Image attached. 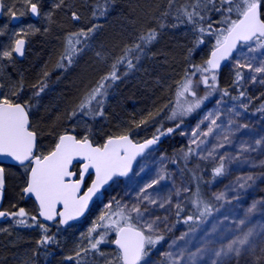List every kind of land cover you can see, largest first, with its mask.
<instances>
[{
  "label": "snow or ice",
  "instance_id": "1",
  "mask_svg": "<svg viewBox=\"0 0 264 264\" xmlns=\"http://www.w3.org/2000/svg\"><path fill=\"white\" fill-rule=\"evenodd\" d=\"M65 2L66 0H58L55 7L59 8L65 5ZM23 4L31 14L39 15L38 2L23 0ZM171 4L172 0H169V5L171 6ZM0 7H3V0H0ZM190 7L191 10L184 7L180 11L189 23H193L194 30L198 33L199 38L196 41V46L203 44L205 36L215 37V43L207 60L200 65H191L185 70L184 81L177 93L178 97L183 99V103H179L173 110L169 117L173 120L177 116L182 120L183 117L201 109L204 101L217 91L221 95V99L216 102L217 105L224 102L223 98L229 96V92L227 89H219L218 70L221 67V62L230 61L234 54L237 64L235 65L233 85L239 87L246 78L242 71L243 68L249 70L248 78L252 83L264 84V79L258 78L260 75H264V0H193ZM206 12H215L218 15L219 18L215 22L217 26H213L209 16L202 14ZM9 14L13 19L17 18L15 11L10 10ZM103 14L101 11L100 15ZM167 14L165 13V15ZM233 14H235L234 19L232 18ZM93 15H96L95 11ZM71 16L73 20L80 19L76 12H72ZM206 22L207 26L205 27ZM97 27V25H93L86 31L80 29L67 37V47L57 64L58 69H63L65 64L71 65L73 58L88 46V40ZM156 36V30L150 29L146 35L137 37L133 46L126 47L122 55L112 63V70L101 78L102 82L88 93L85 100L78 106V111L74 110L69 113L68 118L71 120L78 114L102 115V97L106 93L107 86L120 79L118 67L125 66L128 70L133 69L135 67L133 59L138 62L141 56L146 55V49ZM23 45L24 40L17 39L14 48L11 51H3L0 53V57L10 58L13 52L22 56ZM97 55L99 56V53ZM241 59L246 63L241 65L239 63ZM44 76L47 77L48 73L45 72ZM197 76H199V80L194 84L193 78ZM200 85L206 89V95L203 97H198L193 90ZM2 87L3 85L0 84V88ZM43 90L44 87L41 86L35 95L38 96ZM16 95L15 92L11 94V97L0 93V155L12 157L26 169L27 178L22 193L25 195L34 194L35 199L39 202L38 215L47 221L60 217V223L64 224L68 220L81 216L88 207L89 201L94 195L100 193L104 185L116 176L127 175L133 160L139 154L143 153L150 145H155L160 136L174 131L173 128H168L166 132L157 129L159 135H154L152 139L145 140L143 143H134L129 135L109 136L103 145L96 146H93L87 135L78 139L77 136L66 132L59 136L53 150L46 155L36 154L37 133L31 130L26 110L30 106L27 103L14 102L13 98ZM188 96L191 99H188ZM245 96L246 92L240 91L238 96H230V99L239 100ZM93 102L101 109L100 112L93 113L89 109ZM242 106L247 107L246 105ZM229 111L237 116L240 114L236 111V106H233ZM218 117L219 110L210 111L199 121L192 131L191 139V144L197 147L189 146L188 150L183 153L185 161L190 155H198L205 151L200 148V145L205 144V139H201V137L207 138L210 134H215L214 130L221 129V124L217 123ZM206 121L208 122L207 131L204 132L200 130V126ZM141 123H146V121H141ZM233 123L232 120L228 121L229 125ZM176 127L179 128L180 124H177ZM237 127L246 126L238 125ZM230 143L228 135H224L222 141L207 150V155L201 156L203 160L218 159V165L212 170L213 178L223 175L226 163H231L233 159H236L228 153L217 156L219 149ZM255 144L260 146L261 140H256ZM197 149H199V153ZM242 151H248V149L242 148ZM164 159L166 157H161V162ZM76 165L79 167L77 168ZM93 172L94 178H92ZM193 176L195 178V174ZM170 178V174H166L161 168L151 183H145L139 187L131 201L121 202L115 198L109 201L105 205L107 212L98 218L99 223H94L93 227L88 229V235L85 238L88 247L79 248L74 256H69L67 259L74 261L75 264H83L81 254L87 256L91 252H99V246L106 241L108 233L114 232L116 238L111 243L117 246V254L113 261H108V264H151L150 260H146L145 257H149L150 252L165 239L164 234L160 232V224L165 223V231L171 229L167 227V217L151 218L152 213L148 206L156 205L165 211H174L178 220L186 210L184 201L178 200L175 205L172 204L171 194L167 197H160L158 201L149 193L148 190L152 189L154 185ZM88 179H91V183L87 186L86 191H83ZM239 179L244 180V183L239 184V187L244 188L248 181L254 178L248 176L238 178V181ZM4 184V169L0 167V193L3 192ZM189 191L188 187L183 188L184 193ZM180 195L181 189L177 188L175 196L179 197ZM213 196L215 200L220 201L224 199L225 193L221 192L213 194ZM113 204H115V208H113ZM187 204L191 206V211L183 219V223L189 224L188 231L173 239L169 245L171 248L176 245L177 239H179L184 241V247L180 248L178 253L171 251L163 253L160 264H197V259L205 255L209 256L210 264H227L233 257L238 259L244 250L255 256V245L250 239L254 236L255 229L252 227L244 231L241 226L245 225L248 215L256 209V203L246 210L244 218L240 219L236 225L239 234L233 235L231 239L221 234L219 247H209L214 241L207 239L206 237L210 233L205 232L194 252L187 251V246L192 243V236L196 233L197 228L212 214L213 206L202 198L199 187ZM58 205L62 206L63 211L58 210ZM8 215H11L18 225H25L27 220L31 219L47 233V229L39 223L36 216L28 217L24 208L12 213L0 211V217ZM211 232H217V224H213ZM53 240L52 236L45 234L37 243L47 245ZM260 253L261 255L255 258L254 264H264V247L260 249Z\"/></svg>",
  "mask_w": 264,
  "mask_h": 264
},
{
  "label": "trees",
  "instance_id": "2",
  "mask_svg": "<svg viewBox=\"0 0 264 264\" xmlns=\"http://www.w3.org/2000/svg\"><path fill=\"white\" fill-rule=\"evenodd\" d=\"M192 2L172 0L170 6L169 0H66L65 5L57 8L55 5L58 0L50 4L48 0H38L39 9L49 6V22L46 27L41 26L31 42L27 43L23 58L14 55L13 63L6 71V84L15 85L19 91L13 98L14 102L30 106L31 125L38 134L41 151L48 150L60 132H72L78 138L87 135L92 142L100 144L109 136L129 134L141 141L159 135L157 129L166 132L168 128H173L172 133L160 136V147L166 151L170 163L179 168L190 190L185 194L186 210L181 217L187 215V201L192 198L197 187L200 192L206 193L207 180L214 179L212 170L218 165L197 158L194 154L185 161L183 153L188 150L189 143L181 134V128L176 127L177 124L183 125L197 119L209 100L204 101L201 109L182 120L179 116L174 120L169 119L173 110L183 102L177 93L184 81L185 70L207 60L215 43L214 37L205 36L203 44L196 46L199 36L193 23L190 24L191 30L183 31L184 34L178 33L188 22L180 10L184 7L191 10ZM101 11L103 15H100ZM72 12H76L80 19L73 20ZM202 14L209 16L210 22L214 24L219 18L215 12ZM232 18H235V14ZM93 25L98 27L90 36L88 46L73 58L71 65L65 64L63 69H58L57 64L67 47V37L80 29L86 31ZM204 26H207V22ZM150 29L157 32L155 40L138 62L133 59V69L118 67L120 79L110 84L108 95L103 100L102 115L78 114L70 120L69 113L78 111L80 103L102 82L101 78L112 70V63L122 55L123 50L133 46L137 37L146 35ZM227 66L219 72L218 86L221 90L232 92L230 96H236L234 94L238 93L241 85H233L234 76L227 73ZM45 72L48 73L47 77L44 76ZM198 80L199 76L194 77L193 83ZM0 81L5 85L4 81ZM41 86L44 90L38 96L35 95ZM202 87L200 85L193 89L198 97L206 95ZM218 92L211 96L218 95ZM25 93L31 94V98ZM188 99L191 97L188 96ZM94 104L91 105L93 113L97 110L100 112L101 109L97 105L94 107ZM262 106L264 93L259 100H253L246 110L264 113ZM77 117L88 118L86 132L74 125ZM21 183L15 179L9 181L3 208L22 198ZM217 209L218 206L214 204V210ZM84 220L65 227L69 233L54 245H40L37 241L41 239H34L31 234L0 240V264H75L67 259L79 250L77 247L72 249L74 234L71 231ZM81 255L83 264H100L96 252Z\"/></svg>",
  "mask_w": 264,
  "mask_h": 264
},
{
  "label": "rangeland",
  "instance_id": "3",
  "mask_svg": "<svg viewBox=\"0 0 264 264\" xmlns=\"http://www.w3.org/2000/svg\"><path fill=\"white\" fill-rule=\"evenodd\" d=\"M4 2L9 21L11 18V15L9 14L10 10L15 11L18 15L22 16L23 20L15 26L11 25L9 21H7L9 24H2L0 53L3 51H11L14 48L15 41L18 37H25L28 42H31L39 28L41 26L46 27L50 19L48 5L39 9V18L34 21L30 17L29 10L23 4V0H4ZM48 2V4H50L53 0H48ZM21 13H23V15H21ZM185 24V28L181 30V32L178 31V33L184 34L183 31L191 30L190 24L192 23L186 22ZM215 24L213 23L214 27L216 26ZM213 41L215 42V39H213ZM13 60L14 54L10 58L0 57V80L4 81L5 85H3L1 81L0 84L3 85V94L8 95L9 97H11L13 92L17 94L19 92L15 85L6 84V71L8 66L13 63ZM239 63L243 65L246 62L241 59ZM236 64L237 59L236 56H234L226 68L227 73L234 76V78ZM242 71L246 78L241 84L238 93H235L234 95L238 96L240 91H245V97L240 98L239 100H232L230 99V95L233 93L229 92V96L223 98L224 102L217 105L216 102L221 99L220 92H218V95L214 97L211 96L210 99H207L210 102L200 111L197 119L180 125L181 134L186 137L189 146L191 145V147L196 148V145L191 144L193 129L196 128V125L208 112H216L219 110L217 123L221 124V129L214 130L215 134H210L207 138L201 137V139H205V144L200 145V148L205 149V151L198 155H194L201 159L202 155H207L208 149H211L218 142L222 141L224 135H228L231 143L225 144L223 148L219 149L217 156L228 153L236 158L233 159L231 163H226L225 172L223 174L224 176L222 178L208 179L206 193L204 194L200 192L202 198L212 204L213 211L212 214L197 228L196 233L192 236V243L187 246V251L194 252L196 250V247L199 246L198 242L200 241V238L204 236L205 232L210 233L206 238L214 241L209 247H219V237L221 234L228 239H231L233 235L239 234L236 225L240 219L244 218L246 210L250 208L253 203H256V209L248 215L245 225L241 226L244 231L252 227L255 229L254 236L250 238L251 242L255 245V256L249 254L247 250H244L238 259L233 257L227 262V264H254L255 258L261 255L260 249L264 247V227H262L264 226V163H261L264 161V113L259 114L257 112H248L246 110L253 100H259L261 98L264 93V84L259 82L252 83L250 78H248L249 70L243 68ZM258 78L264 79V75H260ZM109 87L110 85L107 86L106 93L102 97V100L107 97ZM202 90L206 92L204 86L202 87ZM24 95L29 98L32 96L29 93H25ZM93 103L91 104L92 106ZM91 105L90 110L92 111ZM242 105H246L247 107L245 108ZM95 106L96 104H94V107ZM233 106H236V111L240 113L238 116L229 111ZM97 111L99 112V110ZM97 111H95V113H97ZM87 119L88 118L83 119L77 117L74 120V125L79 130L86 132L88 128ZM229 120H232L234 123L229 125ZM207 123L208 122L206 121L200 126L201 131H207ZM238 125L246 127H237ZM62 133L63 132H60L57 135L54 143L49 149L55 145ZM256 140H261L260 146H256ZM242 148H247L248 151H242ZM197 152L199 153V149H197ZM161 157H166V159L161 162ZM205 161L219 163L218 159H208ZM161 168L164 169L166 174H170L171 178L154 185L152 189L148 190L149 193H151L153 198H156L158 201L160 197H167L171 194L173 205H175L178 200L186 201V193L183 192V188L188 186L182 177L179 168L175 164L170 163L169 157L163 148L157 147L149 151L138 162L133 174L124 179H116L105 191L98 195L95 207L90 216L71 231V233L74 234L72 249H76V247L78 249L88 247L85 239L88 235V229L93 227L94 223H99L98 218L101 214L107 212L105 205H107L109 201L113 198L121 202L131 201L132 198L135 197L136 191H138L139 187H142L145 183H151L152 179L156 178L157 172L160 171ZM248 176H252L254 179L248 181L246 187H239V184L244 183V180L239 179L238 181V178H245ZM23 187L24 185L20 186L21 191ZM177 188L181 189V195L179 197L175 196V190ZM221 192L225 193L224 199L220 201L215 200L213 194H219ZM23 200L24 198L22 196V198L15 203V206L12 204L6 205L3 210L7 213H12L13 211L18 212L20 208H24L28 217H32L33 214L24 207ZM214 204L218 206L217 210H214ZM148 207L152 213L151 218L167 217L166 224L167 227L171 229L170 231H165V225L161 226L160 224V232L164 234L165 239L150 252L149 257H145L146 260H150L151 264H160L163 253L168 251L178 253L179 249L184 247V241L179 239H177L176 245H173L171 248H169V245L172 243L173 239L180 237L182 233L188 231L189 224L183 223V219L191 211V206H187V215L181 217L179 220L174 215V211H165L166 214H161L160 211H164V209L160 210L156 205H150ZM15 208L17 210H14ZM113 208H115V204H113ZM37 220L40 224L45 226L47 233L31 221V219H28L25 225H18L11 215H8L6 219L2 218L0 220V240L17 239V237L29 236V234H31L34 239H41L43 235L47 234L54 238V240L49 242L48 245H54L69 233L68 228L61 227L57 222L50 224L42 222L39 218H37ZM173 221L175 222V226L172 225ZM213 224H217L216 233L211 232ZM114 237L115 233L109 232L106 241L99 246V252H96V254L100 260V264H108V261L114 260V257L117 254V249L114 247V244L111 243V241L114 240ZM100 253H103V255H100ZM197 264H210L209 256L205 255L199 257L197 259Z\"/></svg>",
  "mask_w": 264,
  "mask_h": 264
},
{
  "label": "water",
  "instance_id": "4",
  "mask_svg": "<svg viewBox=\"0 0 264 264\" xmlns=\"http://www.w3.org/2000/svg\"><path fill=\"white\" fill-rule=\"evenodd\" d=\"M3 11H4V6L3 7H0V19L2 18V16H3ZM30 15H31V17L33 18V19H37L38 18V16L37 15H33V14H31L30 13ZM22 20V17L20 16V15H18L17 14V18H15V19H13V18H11V24L12 25H17V24H19V22ZM18 39H23L24 40V45H23V55L21 56V55H19V54H17V53H15L16 54V57H18V58H22L24 55H25V52H26V48H27V43H28V41H27V39L26 38H24V37H19ZM211 53V52H210ZM210 53H209V56H210ZM209 56H208V58H209ZM234 56H235V54H234ZM233 56V57H234ZM229 63V61H222L221 62V67H220V69L218 70V71H221L227 64ZM0 93H2V88H0ZM16 103H21V102H16ZM21 104H23V103H21ZM27 110V109H26ZM28 111V110H27ZM28 120H29V124L31 125V119H30V114H29V112H28ZM68 134H71V135H75V134H73V133H70V132H67ZM63 134H65V133H63ZM123 135H129V134H123ZM76 136V135H75ZM116 136H120V135H115V136H112V137H116ZM130 136V135H129ZM130 138L132 139V141L134 142V143H143L145 140H148V139H152L153 137H151V138H147V139H144V140H141V141H136V140H134L131 136H130ZM79 139V138H78ZM90 140V139H89ZM91 141V140H90ZM92 142V141H91ZM37 143H38V139H37V137H36V150H37ZM93 144V143H92ZM160 145V139L158 140V142L155 144V145H150L149 146V148H147V149H145L144 150V152L143 153H141V154H139L137 157H136V159L135 160H133V162H132V166H131V168L129 169V171H128V173H127V175H125V176H116V177H114L113 178V180H111V181H109L108 182V184H106V185H104L102 188H101V190H100V192L102 191V190H104V189H106L115 179H117V178H119V179H123V178H127L128 176H130L132 173H133V171H134V169H135V167H136V165H137V162L148 152V151H150V150H153V149H155V148H157L158 146ZM93 146H96V145H94L93 144ZM0 163L1 164H12V165H20V163L18 162V161H15L12 157H10V156H6V155H0ZM27 163V162H26ZM4 177H5V175H4ZM93 178H94V172H93ZM91 183V182H90ZM90 185V184H89ZM5 187H6V184H4V188H3V192L2 193H0V210H1V208L3 207V204H4V201H5ZM87 188V187H86ZM86 188H85V186H84V189H83V191H86ZM98 195V194H97ZM97 195H94L93 196V198L89 201V203H88V207L85 209V211H84V213L81 215V216H79V217H75V218H73V219H71V220H68L67 221V223H64V224H61V226H63V227H66V226H68V225H70V224H73V223H76V222H79V221H81V220H83L87 215H88V213L90 212V209H91V207L93 206V204H94V202H95V198H96V196ZM24 196L26 197V198H32L36 203H37V205L39 206V202L35 199V196H34V194H27V195H25L24 194ZM57 208H58V210L59 211H63V208H62V206H60V205H58L57 206ZM44 222H48V223H50V222H55V221H59L60 222V217H56L54 220H52V221H47V220H45L43 217H40ZM116 238V237H115ZM115 240V239H114ZM115 245V244H114ZM116 246V245H115ZM117 247V246H116Z\"/></svg>",
  "mask_w": 264,
  "mask_h": 264
},
{
  "label": "flooded vegetation",
  "instance_id": "5",
  "mask_svg": "<svg viewBox=\"0 0 264 264\" xmlns=\"http://www.w3.org/2000/svg\"><path fill=\"white\" fill-rule=\"evenodd\" d=\"M3 4H4V14H3V17L0 19V39H1V28H2V24L4 23H7L11 24V18H10V21L8 20V17H7V11H6V7H5V2L3 0ZM9 21V22H7ZM12 25V24H11ZM14 54V52H13ZM58 141V140H57ZM57 143V142H56ZM55 143V144H56ZM94 143V142H93ZM95 144V143H94ZM103 143H100L99 145H102ZM55 147V145L48 149V150H45V151H41L40 148H39V140H38V150L36 151V154H47L49 151L53 150ZM0 167H2L4 169V175H5V184H6V187H5V199H6V195H7V188H8V185H9V181L11 179H15V180H20L22 183H21V186L24 185L25 186V180L27 178V172H26V169L21 166V165H12V164H1L0 163ZM76 167L78 168L79 165H76ZM10 171V172H9ZM93 178V176H92ZM91 182V179H88L87 180V183L85 185V188L90 184ZM106 190V189H105ZM104 190V191H105ZM22 193V191H21ZM22 196L24 198L23 200V204H24V207L30 212L33 214V216H36V218H39L41 221L42 219L40 218V216L38 215V211H39V206L37 205V203L32 199V198H26L24 196V194L22 193ZM95 204H96V201L92 207V209L95 207ZM92 209L90 210L89 213H91ZM14 210H17L16 208ZM2 212H5L4 210ZM13 212H16V211H13ZM4 218L6 219V217H0V220ZM43 222V221H42ZM57 223H60L59 221H57ZM175 222L173 221V224L174 225ZM165 225V223H161V226ZM175 226V225H174ZM115 239V237H114ZM114 241V240H113ZM114 247L117 249V247L114 245Z\"/></svg>",
  "mask_w": 264,
  "mask_h": 264
},
{
  "label": "bare ground",
  "instance_id": "6",
  "mask_svg": "<svg viewBox=\"0 0 264 264\" xmlns=\"http://www.w3.org/2000/svg\"><path fill=\"white\" fill-rule=\"evenodd\" d=\"M15 203H17V202H15ZM15 203H13L12 205L15 206ZM160 210H163V209L160 208ZM160 212H161V214H162V213L166 214L165 210H164V211H160ZM156 213H157V212H156ZM163 224H164V223H163Z\"/></svg>",
  "mask_w": 264,
  "mask_h": 264
}]
</instances>
